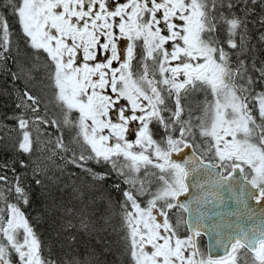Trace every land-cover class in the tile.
<instances>
[{
  "label": "snow or ice",
  "instance_id": "1",
  "mask_svg": "<svg viewBox=\"0 0 264 264\" xmlns=\"http://www.w3.org/2000/svg\"><path fill=\"white\" fill-rule=\"evenodd\" d=\"M0 77V264H264V0H0Z\"/></svg>",
  "mask_w": 264,
  "mask_h": 264
},
{
  "label": "trees",
  "instance_id": "2",
  "mask_svg": "<svg viewBox=\"0 0 264 264\" xmlns=\"http://www.w3.org/2000/svg\"><path fill=\"white\" fill-rule=\"evenodd\" d=\"M10 22H11V19H10ZM250 28L253 29V31L255 30V28L250 25L249 26ZM11 61H9V64L11 65ZM2 81H3V78L0 77V86H3L2 84ZM18 85L20 88H23V84L22 83H19L18 82ZM12 105H11V102H9V105L8 106H0V119H3V113H8V114H11L12 112ZM6 123L11 126L13 124L12 121H6ZM71 168V166H69ZM97 171H102V169L100 168H96ZM73 171H76L78 172L79 170L78 169H73ZM9 176H11V173H8ZM73 180H75L76 178L73 176L72 177ZM69 192H70V189H69ZM68 197L66 196V199ZM27 211L29 212H32L31 209H28ZM32 216H35V212H32ZM31 218V217H30ZM113 223L116 225V227L118 228L119 227V223H118V219L114 220ZM33 224L38 232V234L41 236V239H45L47 236H48V232H49V225L48 223H45V222H40V223H36V221H33ZM109 260L112 259V257H109L108 258Z\"/></svg>",
  "mask_w": 264,
  "mask_h": 264
},
{
  "label": "water",
  "instance_id": "3",
  "mask_svg": "<svg viewBox=\"0 0 264 264\" xmlns=\"http://www.w3.org/2000/svg\"><path fill=\"white\" fill-rule=\"evenodd\" d=\"M186 151H187V150H186ZM181 199L183 200L184 197H181ZM188 199L191 200L192 197L189 196ZM225 200H227V197H225ZM213 207H214V205H208V206H207L208 209H211V208H213ZM192 208H193V210L195 211V210H196V205L193 204V205H192ZM228 211H229L228 206H227V204H225V205H223L220 209H218L217 211H215V212H206L205 214H206L207 216H209L210 219H211V218H215V222L218 223V222H219V219H220V213H221V212L227 213ZM185 216H187V214H185ZM205 227H207V225H205ZM202 237H203V239H204L205 248L207 249V248L210 247L211 244H212V240L210 239V233L206 231V232L202 235Z\"/></svg>",
  "mask_w": 264,
  "mask_h": 264
},
{
  "label": "flooded vegetation",
  "instance_id": "4",
  "mask_svg": "<svg viewBox=\"0 0 264 264\" xmlns=\"http://www.w3.org/2000/svg\"><path fill=\"white\" fill-rule=\"evenodd\" d=\"M200 240H201L202 247H204V249L206 250L203 238H200Z\"/></svg>",
  "mask_w": 264,
  "mask_h": 264
},
{
  "label": "rangeland",
  "instance_id": "5",
  "mask_svg": "<svg viewBox=\"0 0 264 264\" xmlns=\"http://www.w3.org/2000/svg\"><path fill=\"white\" fill-rule=\"evenodd\" d=\"M131 138H134V137H131Z\"/></svg>",
  "mask_w": 264,
  "mask_h": 264
}]
</instances>
